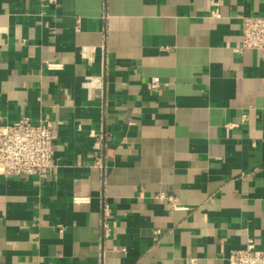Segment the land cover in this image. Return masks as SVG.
<instances>
[{"label":"crops","instance_id":"obj_1","mask_svg":"<svg viewBox=\"0 0 264 264\" xmlns=\"http://www.w3.org/2000/svg\"><path fill=\"white\" fill-rule=\"evenodd\" d=\"M263 13L0 0V120L49 118L56 162L0 175V264H227L263 245L264 49L236 50L242 17Z\"/></svg>","mask_w":264,"mask_h":264},{"label":"built area","instance_id":"obj_2","mask_svg":"<svg viewBox=\"0 0 264 264\" xmlns=\"http://www.w3.org/2000/svg\"><path fill=\"white\" fill-rule=\"evenodd\" d=\"M39 1L43 5L55 3V0ZM214 10L211 11L212 14H215ZM242 49H264V13L242 17L241 39L236 50ZM46 67L57 69L61 64L46 62ZM159 83V78L153 77L150 87L156 88ZM54 139L53 123L49 118L33 121L22 116L13 122L0 120V175L23 179L32 176L47 178L56 167ZM155 197L168 201L173 209L179 207L172 194L160 191ZM72 200L84 202L85 198L73 196ZM103 228L107 234V223H103ZM226 260L227 264H264V244L258 245L253 238L247 237L243 247L229 250Z\"/></svg>","mask_w":264,"mask_h":264}]
</instances>
